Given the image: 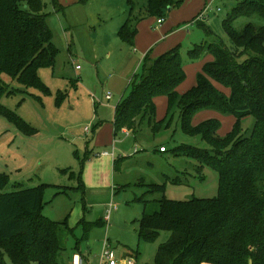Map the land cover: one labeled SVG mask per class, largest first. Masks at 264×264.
Masks as SVG:
<instances>
[{"label": "rangeland", "instance_id": "obj_1", "mask_svg": "<svg viewBox=\"0 0 264 264\" xmlns=\"http://www.w3.org/2000/svg\"><path fill=\"white\" fill-rule=\"evenodd\" d=\"M43 2L57 50L54 69L39 71L50 94L36 88L24 89L2 76L15 94L4 97L1 105L22 122L0 114V191L10 193L45 185L42 214L69 228L63 229V264H72L75 255L84 257L85 264H103L106 240L118 264H154L157 251L169 234L161 233L152 243L140 242L138 222L144 206L135 199L214 198L219 189L218 174L210 168L198 173L196 161L185 156L169 155L165 161L156 152V144L136 143L123 132L115 135L117 106L121 99L131 96L153 60L179 45L186 63V79L177 92L185 94L195 87L200 62L195 64L188 50L209 41L199 24L209 27L232 47L223 23L244 0H186L166 12L162 25L158 17L147 14L149 0H59L62 9L58 11L53 0ZM207 6L212 10L202 20ZM129 18L131 27L138 29L134 46L119 37L120 27ZM248 23L264 27V20L259 17L240 18L233 26L242 31ZM147 56L149 61L145 60ZM209 60L205 57L201 62ZM222 91L229 96L227 90ZM59 94L63 95L60 101ZM108 94L112 95L111 101L106 100ZM155 102L158 119H162L167 99L158 97ZM208 118L221 121V136L229 133L236 121L206 112L197 116L195 124ZM180 124L181 119L177 118L176 143L172 145L208 147L182 134ZM253 125L252 118L244 120L243 132ZM87 127L89 133L85 132ZM104 151L113 153V158L94 159V154ZM123 157L126 159L114 171L113 160ZM176 177H180L178 184L173 182ZM163 183H167L165 194H147L150 184ZM111 201L117 208L107 221ZM153 209L149 207V212ZM99 219L104 227L85 233L83 223ZM6 262L13 264L7 257Z\"/></svg>", "mask_w": 264, "mask_h": 264}, {"label": "trees", "instance_id": "obj_2", "mask_svg": "<svg viewBox=\"0 0 264 264\" xmlns=\"http://www.w3.org/2000/svg\"><path fill=\"white\" fill-rule=\"evenodd\" d=\"M185 1L149 0L147 14L164 19L169 8ZM53 5L57 11L62 9L59 0H53ZM44 9L43 0H0V114L19 124L22 121L15 113L1 105L4 97L15 94L2 76L24 89L50 94L39 71L54 69L57 50ZM252 17L264 20V0H244L224 21L232 47L199 24L209 41L189 48L188 53L194 63L208 56L212 61L203 65L196 86L189 92H177L186 79L179 45L153 60L131 96L121 99L117 106L115 135L127 131L136 143L156 144V152L165 161L169 155L185 156L196 161L198 173L210 168L218 174L219 189L214 198L135 199L144 206L138 222L140 242L152 243L161 233L169 234L154 264H264V27L248 23L237 31L233 26L240 18ZM130 21L120 28L119 37L134 46L138 29L132 28ZM62 97L59 94L58 101ZM158 97L167 99L162 119H158ZM206 112L233 117L236 121L232 130L221 136L218 118L195 124L197 116ZM177 118L181 119L182 134L208 147L172 145ZM248 118L254 125L243 132V122ZM125 159H115L114 171ZM179 180L176 177L173 182L178 184ZM79 183L84 190L81 178ZM44 187L0 191V264H7L6 257L13 264H63L62 239L69 228L42 214ZM148 187L147 194H165L167 183ZM149 207L154 211L149 212ZM83 226L87 233L104 227V222L99 219Z\"/></svg>", "mask_w": 264, "mask_h": 264}, {"label": "built area", "instance_id": "obj_3", "mask_svg": "<svg viewBox=\"0 0 264 264\" xmlns=\"http://www.w3.org/2000/svg\"><path fill=\"white\" fill-rule=\"evenodd\" d=\"M211 10H212V7L211 6H207L206 9H205V12L203 13V15L201 17V19L204 20L205 19L204 16H205L206 12H209ZM218 11H220V10L218 9ZM163 22H164V19H160L159 20V24L160 25H162ZM77 70H80V67H77ZM106 100L107 101H111L112 100V95L108 94L106 96ZM85 132L86 133L90 132L89 127H87L85 129ZM123 133L130 134L127 131H123ZM161 151L165 152L164 149L161 150ZM136 152H137V149H136ZM101 157H113V153H110L109 151H104V152H99V153L94 154V158H101ZM116 208H117V205L114 204L113 201H111L110 209L107 212V221L110 218L111 211L116 209ZM102 260L104 261L103 264L104 263L105 264H118L117 260H116V254H115L114 250L109 248L108 240L105 241V245H104V249H103V255H102ZM72 264H85L84 257H80L78 255H75ZM128 264H134V262L133 261H129Z\"/></svg>", "mask_w": 264, "mask_h": 264}, {"label": "crops", "instance_id": "obj_4", "mask_svg": "<svg viewBox=\"0 0 264 264\" xmlns=\"http://www.w3.org/2000/svg\"><path fill=\"white\" fill-rule=\"evenodd\" d=\"M215 1H216V0H215ZM129 2H131V1H129ZM170 11H171V10H170ZM126 22H127V21H126ZM124 24H125V23H124ZM124 24H123V25H124ZM130 24H131V23H130ZM123 25H122V26H123ZM122 26H121V27H122ZM121 27H120V28H121ZM208 58H210L209 61H212V57L208 56ZM209 61H208V62H209ZM195 64H197V63H195ZM199 64H200V66L197 68V70H198V69H199V70H202V67H203L204 63H203V62H200ZM193 66H195V65H193ZM197 70H196V71H197ZM128 135H129V134H128ZM93 157H94V156H93ZM101 158H113V157H101ZM87 159H88V157H87ZM87 159H86V160H87ZM94 159H100V158H94ZM114 161H115V160H113V170H114ZM113 190H114V189H113ZM113 190H112V193L114 192ZM110 203H111V202H110ZM109 219H110V218H109Z\"/></svg>", "mask_w": 264, "mask_h": 264}, {"label": "water", "instance_id": "obj_5", "mask_svg": "<svg viewBox=\"0 0 264 264\" xmlns=\"http://www.w3.org/2000/svg\"><path fill=\"white\" fill-rule=\"evenodd\" d=\"M169 10H171V8H169Z\"/></svg>", "mask_w": 264, "mask_h": 264}]
</instances>
